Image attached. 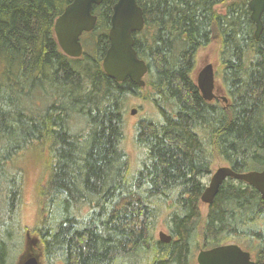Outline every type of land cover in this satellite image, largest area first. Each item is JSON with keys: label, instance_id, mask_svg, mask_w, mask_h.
Instances as JSON below:
<instances>
[{"label": "trees", "instance_id": "1", "mask_svg": "<svg viewBox=\"0 0 264 264\" xmlns=\"http://www.w3.org/2000/svg\"><path fill=\"white\" fill-rule=\"evenodd\" d=\"M71 1L0 0V264H17L30 233L17 219V170L37 149L48 152L33 229L45 264H195L197 250L233 242L264 264V200L254 187L228 178L201 212L202 177L217 160L264 169V30L256 39L250 0H137L144 87L103 69L117 0L94 7L81 57L62 51L54 26ZM214 39L226 102L206 101L192 76ZM132 96L158 110L135 125V170L123 145Z\"/></svg>", "mask_w": 264, "mask_h": 264}, {"label": "water", "instance_id": "2", "mask_svg": "<svg viewBox=\"0 0 264 264\" xmlns=\"http://www.w3.org/2000/svg\"><path fill=\"white\" fill-rule=\"evenodd\" d=\"M102 2L103 0H72L63 13L58 16L54 31L65 54L71 57L82 56L84 48L81 37L84 33L94 30L98 20V16L94 13V7ZM249 9L251 20L255 24V37L259 39L264 30L262 20L264 0H250ZM144 25V11L137 0H117L113 6L108 34L110 46L102 63L104 71L110 78L118 82L130 79L140 87L145 86L144 77L148 72V66L138 56L133 35L134 32L141 31ZM196 83L206 101H213L216 98L215 90L218 88V83L212 65H208L199 72ZM225 95L223 100L227 101L228 98ZM131 112L136 114L137 109L133 108ZM228 178L248 183L260 193L264 200V169L237 172L228 165H221L212 173L210 183L201 195V201L211 205L220 187ZM159 239L164 243H169L172 237L162 231L159 234ZM197 262L198 264H255L251 252L235 243L200 250ZM21 264L41 263L36 255H31Z\"/></svg>", "mask_w": 264, "mask_h": 264}, {"label": "rangeland", "instance_id": "3", "mask_svg": "<svg viewBox=\"0 0 264 264\" xmlns=\"http://www.w3.org/2000/svg\"><path fill=\"white\" fill-rule=\"evenodd\" d=\"M83 36V35H82ZM82 40V37H81ZM220 48L221 42L219 39L212 40L207 46L202 48L197 55L196 68L192 74L193 79L196 81L199 71L209 63L214 65L216 72V81L218 88L215 91L217 96H224V86L221 77L217 74L220 67ZM145 93H149V90H144ZM218 101V100H217ZM137 109L136 114H132L131 110ZM158 112L155 104L149 100L140 97H131L126 104V112L124 114L125 123V137L123 140L124 149L129 157L132 168L135 170L140 165L142 159V153L140 148L135 142V125L142 118L156 115ZM48 152L46 150H30L25 152L18 162L17 178L23 189L22 206L17 212V219L21 225L29 229L30 233L25 239L24 248L22 254L19 256L17 264H21L27 257L36 255L41 264L44 263L43 259V248L41 242L34 235L33 229L37 227L40 218V212L42 207V193L43 187L46 183L49 174V167L47 164ZM46 159V160H45ZM221 165H225L221 160H217L213 166V171ZM212 173L202 177V182L205 186H208ZM209 211V205L201 201V212L202 216L205 217ZM16 213V214H17ZM16 219V220H17ZM169 234L166 226L160 223L157 236L159 237L160 232ZM236 243V242H233ZM243 249L248 250L245 245H240ZM200 250L195 252V264L197 262V255ZM138 258L137 260H139ZM140 262V261H139ZM141 264V263H138Z\"/></svg>", "mask_w": 264, "mask_h": 264}, {"label": "flooded vegetation", "instance_id": "4", "mask_svg": "<svg viewBox=\"0 0 264 264\" xmlns=\"http://www.w3.org/2000/svg\"><path fill=\"white\" fill-rule=\"evenodd\" d=\"M208 65H212L213 66V68H214V65L212 64V63H209ZM208 65H205L202 69H201V71L204 69V68H206ZM201 71H199V72H201ZM216 91V90H215ZM221 101V102H223V97L222 96H217V94H216V98H215V101ZM241 247V246H240ZM254 258V257H253Z\"/></svg>", "mask_w": 264, "mask_h": 264}, {"label": "bare ground", "instance_id": "5", "mask_svg": "<svg viewBox=\"0 0 264 264\" xmlns=\"http://www.w3.org/2000/svg\"><path fill=\"white\" fill-rule=\"evenodd\" d=\"M18 171V170H17Z\"/></svg>", "mask_w": 264, "mask_h": 264}]
</instances>
